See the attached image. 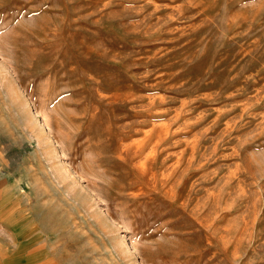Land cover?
<instances>
[{"label":"rangeland","instance_id":"obj_1","mask_svg":"<svg viewBox=\"0 0 264 264\" xmlns=\"http://www.w3.org/2000/svg\"><path fill=\"white\" fill-rule=\"evenodd\" d=\"M1 257L264 264V0H0Z\"/></svg>","mask_w":264,"mask_h":264},{"label":"crops","instance_id":"obj_2","mask_svg":"<svg viewBox=\"0 0 264 264\" xmlns=\"http://www.w3.org/2000/svg\"><path fill=\"white\" fill-rule=\"evenodd\" d=\"M5 256H7V254H6ZM3 259H4V257H1V258H0V264H1V261H2V263H3ZM5 260H9L8 257L5 258Z\"/></svg>","mask_w":264,"mask_h":264}]
</instances>
